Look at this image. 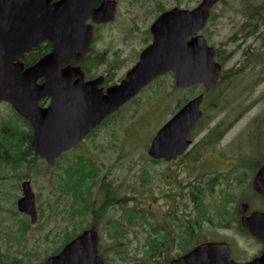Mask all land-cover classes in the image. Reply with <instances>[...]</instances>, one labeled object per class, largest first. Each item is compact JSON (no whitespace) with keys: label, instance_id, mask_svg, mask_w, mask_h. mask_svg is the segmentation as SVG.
I'll return each mask as SVG.
<instances>
[{"label":"rangeland","instance_id":"obj_1","mask_svg":"<svg viewBox=\"0 0 264 264\" xmlns=\"http://www.w3.org/2000/svg\"><path fill=\"white\" fill-rule=\"evenodd\" d=\"M192 1L183 0V3ZM174 2L169 0L170 5ZM245 3L255 5L264 0H222L212 9L211 18L201 32L211 47L221 51L225 72L234 74L215 92L206 95L201 85L176 89L172 76L165 75L121 108L113 122L91 138L101 147L84 149L99 161L90 194L95 205L89 204L83 210L80 204H66L56 186L58 178L66 177L62 167L86 154L84 150L64 158L56 169H48L39 158L31 159L30 153L24 156L27 161H20L12 168L9 149L8 162H0V247L4 241L9 261L38 264L61 248L68 238L96 223V229L100 230L101 221L104 222L105 233L113 219H116V254H112L115 263L124 257L127 264H136L141 259V264H169L197 243L195 238L203 241L211 237L228 243L232 260L249 261L259 255L262 244L237 229L240 203L248 205V213L264 212V198L252 190L255 174L249 169V164L264 161V125H255L264 115V28L258 38L244 37L241 29L246 23ZM147 33L146 30L121 31L116 29L115 22L99 28L95 49L107 50L112 56L116 51V59L120 60L133 57L135 51L146 46ZM245 52L257 56L252 58ZM127 64L130 63H122ZM201 93L205 94L202 119L190 134L192 144L188 151L175 162L153 163L147 155L153 135L177 112L178 104ZM6 105L0 104V116L7 115L8 126L16 132L10 141L23 149L26 140L17 137L28 136L30 130ZM207 137L213 141L208 143ZM115 155L116 164H113L111 159ZM24 181H30L35 195L38 215L35 225L16 209L20 184ZM197 184L202 191L193 201ZM102 186L111 189L116 201L106 199L99 190ZM68 207L81 213L67 216ZM176 216L179 221L175 224L172 219ZM161 226L169 228L166 250L151 263L144 258L145 244L158 241ZM191 229L193 234L186 233ZM9 231L19 235L20 244L7 236ZM18 245L24 251L19 256L13 250Z\"/></svg>","mask_w":264,"mask_h":264},{"label":"water","instance_id":"obj_2","mask_svg":"<svg viewBox=\"0 0 264 264\" xmlns=\"http://www.w3.org/2000/svg\"><path fill=\"white\" fill-rule=\"evenodd\" d=\"M95 1L0 0V102L9 103L29 122L31 148L51 167L62 152L79 144L158 77L172 72L177 88L201 84L206 91L221 80L215 49L200 34L220 0H201L192 10L175 8L159 16L150 28L151 43L124 79L105 92L98 86L102 77L84 82L79 67L61 68L90 53L94 31L86 24L88 19L94 23L115 19V1L103 0L94 9ZM45 40L52 44L51 52L24 69L21 55ZM40 78L44 81L39 84ZM45 98L49 104L41 108L39 102ZM203 98L200 94L187 101L158 129L147 151L151 158L170 161L187 150L191 144L188 132L202 116ZM252 189L264 198V165L256 171ZM21 191L17 210L34 224L37 211L29 181L22 182ZM247 210V204H239L241 226L264 244V212L246 214ZM97 241L95 231H84L45 264H103L96 255ZM170 264H264V250L251 261L239 263L230 258L226 243L208 241Z\"/></svg>","mask_w":264,"mask_h":264},{"label":"flooded vegetation","instance_id":"obj_3","mask_svg":"<svg viewBox=\"0 0 264 264\" xmlns=\"http://www.w3.org/2000/svg\"><path fill=\"white\" fill-rule=\"evenodd\" d=\"M53 1H56V0H53ZM102 1L103 0H96L93 3L94 9H97L100 6V4L102 3ZM113 1H115V19L112 22L94 23L92 21V19H88L86 21V24L92 26V29L94 31V41L91 44L90 53L81 61L73 62L71 64L65 63L61 66V68H65L68 65H70L72 67H79L81 69V71L83 72V81L84 82H88V81L93 80L97 77H102L103 82L101 84H99L98 86L103 92H105L108 87L117 85L124 79L127 71L138 61L139 52L143 48L139 52L135 51L132 54V55H134L133 57L129 56V58H124L121 60L116 59V51L113 52L114 53L113 56L109 55V52L107 50H103V51L98 52L95 49V43H96L95 40L97 39V36H98L97 32H98L99 28L109 27L116 22V29H119L121 31H126V32H131V31H135V30H146L147 32L149 31V33L146 34V38L144 40V41L147 40V42H146V46H147L152 41V36L150 34V28L159 16H161L163 13L169 12L170 10L175 9V8H178L181 10H192L200 3L201 0H193L194 2L193 1L187 2V5H185L183 3V0H174L175 2L172 5L169 4V0H113ZM22 34H24V33L22 32ZM51 50H52V44L49 41L45 40V41L39 42L36 46L32 47L30 49V51L23 53L21 55V57L19 58V62L21 64H23L24 69H26L28 67H31L33 64H35L43 56L50 53ZM34 54H36V56L38 57L37 60L35 59V56H32ZM132 62H133V64H132ZM122 63H130V64L129 65L127 64V66H125V65H122ZM222 67L224 70L223 65H222ZM120 70H123L124 72L121 74ZM170 75L172 76L171 73H170ZM43 81H44V79L40 78L37 82L40 84ZM49 101H50V99H47V98L43 99L39 102V106L41 108H46L49 104ZM0 104L7 106L6 103H4V102H0ZM181 105L182 104L177 105L179 109L182 107ZM113 115H111L112 118H114ZM111 116L108 117L104 122H102L98 127H96L92 132H90L88 135H86L84 137V139H82V141H80L79 144L70 148L67 151L62 152V154L55 160L54 166L49 167L47 165V162L44 160V163L46 164L47 168L48 169H56L57 166L61 163V161L64 158H66L68 156H73V155L77 154V152H79L80 150L101 148L90 140H91V138L94 137V134L100 128H102L103 126H108L110 122H113ZM21 121L25 123L24 119H21ZM196 126H194L193 129ZM27 127L30 128L29 125ZM192 130L188 134V139H190V134H191ZM29 135H31V139H32V134H29ZM14 137H16V136L12 135L10 137V126H8L7 115L1 114V116H0V162H1V164L8 162V158L10 156L9 145L13 143L10 141V138H14ZM24 137H25L24 134H22L21 138L17 137V139L21 140ZM191 142H192V140H191ZM30 145H31V142H30ZM84 153H86V154H83L82 156H77L75 160H71V162H69L64 167H62L61 172L65 176H66V173H68L70 175L69 177L66 176L65 178L62 177V178L57 179V185H56L57 190H59L63 193L62 199L63 198L66 199V204L72 202V197L69 196L70 190L68 188H71L73 186V177L71 176V174L80 169L78 164L83 163V164H85L86 168H88L90 159H92V161L94 163H99L96 156L90 155L87 152V150H84ZM26 154L27 153L25 150L22 149L20 151L21 156H25ZM181 156H183V154L180 156H177L174 160H170V161H166L164 159L156 160V159H153L150 157L149 158L151 159V161L153 163H157L159 161L171 163V162L177 161ZM111 163L116 164V155L111 159ZM20 186H21V184H20ZM99 190H102L104 192L106 199H111V200L116 201V199L113 196L114 194L111 192L110 188H104L102 186L99 188ZM62 199L60 200V203L62 202ZM16 200H18V197ZM83 201L87 202L88 205L89 204L95 205V203H96V201H94V200H92V198H90V195H86V194H84ZM67 209H68L67 210V212H68L67 216L73 215L74 208L68 207ZM37 221H38V219H37ZM178 221H179V216H176L175 218L172 219V223L176 224V223H178ZM35 224H37V222ZM188 224H189V228H192V226H191L192 224L190 222ZM108 225H110V230L106 231L105 233H103L104 232L103 231V228H104V222L103 221H101V229L100 230H99V228H98V230L96 229L98 227V225L96 223L95 225L86 228L84 231H95L96 232L97 237H98L97 246H96V249H97L96 255L102 260L103 264H121V263L127 264L125 262L124 257L121 259V261L119 263L118 262L115 263V258L112 257V254H116V219L109 221ZM6 229H8V228H6ZM13 229H14V227H13ZM9 232H10V234H7V236L11 240L20 244V241L18 240L19 235L16 236V232H14L13 234H11V231H9ZM83 232H81V233H83ZM161 232H162L161 235H158V241H150V242H148V244L147 243L145 244L146 249L144 250V258L148 259L151 263H155L159 259V258H155V259L151 258V253L154 252V249H151V248L153 245H156V243H154V242H158V244L161 246L162 249H166V244H165L167 241L166 235L169 233V228L161 226ZM3 233L5 236V234H6L5 231ZM186 233H190V235L193 234V229H191L190 231L186 230ZM80 234H77L76 236L74 235V237L71 240L67 241L61 248L55 249L49 257H47L43 261L39 262L38 264H45L50 257L59 254L61 252V250L63 249V247L67 243L72 241L75 237H77ZM160 236H161V238H160ZM16 238H17V240H16ZM208 241L220 242L217 239H215L214 237H211V238H209L207 240H203V241H199L196 239V240H194V242H197V243H195L192 247L188 248L187 250H184V252L182 254L178 255L177 257L173 258L172 260L181 257L182 255H184L185 253L190 251L194 246H196L200 243H203V242H208ZM179 243L181 246V242H179ZM20 246L21 245H18L15 249H13L16 252L17 256H19V254H24L23 247H20ZM263 249H264V246H262L261 252L263 251ZM0 250H2L0 252V264H22L23 263L22 260L9 261L8 256H7L8 255V248H7V245L4 241H2V248L0 247ZM120 254L122 256L124 255L123 252H120ZM120 254H119V257L121 256ZM24 256H26V255H24ZM126 258L131 259V257H128L127 255H126ZM141 260L136 261V264H141ZM170 262H169V264H170Z\"/></svg>","mask_w":264,"mask_h":264},{"label":"trees","instance_id":"obj_4","mask_svg":"<svg viewBox=\"0 0 264 264\" xmlns=\"http://www.w3.org/2000/svg\"><path fill=\"white\" fill-rule=\"evenodd\" d=\"M243 14L245 16V22L246 23L242 26L241 31L244 32V37L245 36H254L255 38H258V36L260 34V30L262 28H264V3L255 4V5H253L252 3H245ZM215 52H216L215 53V59L217 61H219L220 63H222V61L224 60V57H223L221 51L215 49ZM246 55H248L252 58H256V56H257V55H254L252 53H249V52H247ZM32 56H35L36 60L38 59L36 54H34ZM233 75L234 74L231 75V74H228L227 72L224 71L221 75V82L217 85V87H215L214 89H210L208 91L204 90V93L206 95H208V94L215 92L225 81L228 80L229 77H232ZM158 80H160V78L157 79V81ZM194 87H196V86H194ZM119 112L120 111H118L117 113H119ZM117 113H115L113 115V117H115L117 115ZM111 118H112V116H111ZM201 119H202V117H201ZM201 119L197 122L196 125H198L200 123ZM25 123L28 124L26 121H25ZM255 125L257 127L264 125V115L260 119L255 121ZM29 130H30V134H31V129L29 128ZM10 134H11L10 135V137H11L12 134L15 135L16 132H14V131L12 132L10 130ZM24 138L26 140L27 145L25 148H23V150H25L26 153H30V156H31L30 158L32 159L33 156H35V155L33 154L32 149L30 147L31 135L25 136ZM207 140H208V143L213 141V139L211 137H207ZM9 149L12 151V155L10 156V158H11L10 165L12 168H16L18 166V162H20V161H27L24 158V156L20 155V151L22 150V148L19 147L18 145H16L14 142L9 145ZM40 161L43 164H45L44 160H40ZM263 164H264L263 160L255 161L252 164H249V169L253 170V174H255V172L258 170V168H260ZM78 165H79L80 169L71 174V176L73 177V186L71 188H68L70 190L69 196L72 197L73 203L80 204L82 206V209L86 210L88 204H87V202L83 201L84 194L90 195L91 190L94 188L95 177H96L97 171H98V169H97V171L95 169L98 168V165H96V163H94L92 161V159L89 160L88 168H86L85 164H83V163H79ZM66 176L69 177L70 175L68 173H66ZM242 182H243L242 180H239V183H242ZM194 189H195V193H192V199H195L197 194L201 193L202 187L198 186V184H197L194 186ZM76 213L80 214L81 212L76 211L74 209L73 214H76ZM27 228H28V226L25 225V234H26ZM237 229L241 232L247 233L246 230H244L242 228V226L240 225L239 220L237 222ZM73 237L74 236L68 238L67 241L71 240ZM194 240H196V238ZM154 243H156V245H153L151 248V249H154V252L151 253V258L152 259L160 258L162 256V254H164V251L166 249H162L161 246L158 244V242H154Z\"/></svg>","mask_w":264,"mask_h":264}]
</instances>
